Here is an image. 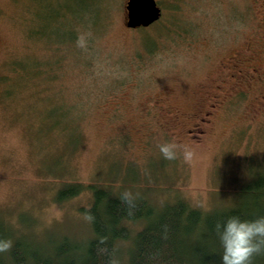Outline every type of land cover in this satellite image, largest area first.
<instances>
[{"label": "rangeland", "instance_id": "1", "mask_svg": "<svg viewBox=\"0 0 264 264\" xmlns=\"http://www.w3.org/2000/svg\"><path fill=\"white\" fill-rule=\"evenodd\" d=\"M155 1L160 21L179 22L186 33L166 37L158 21L148 30L128 28L126 0H0V222L20 237L35 243L89 235L79 210L89 206L90 192L57 201L70 182L131 191L155 207L180 198L210 209L231 203L248 173L264 167V0ZM76 3L108 8L82 64L73 49L49 44L52 53L27 36L37 16L50 12L63 13L60 26L68 30ZM145 33L161 39L160 48L137 65ZM16 56L63 59L54 71L60 77L2 100L1 77L13 79L8 64ZM236 61L247 68L231 79ZM95 71L97 83L86 75ZM57 84L62 100L49 96ZM111 89L115 97L97 92ZM55 109L70 110L72 132L52 129L46 115ZM174 137L196 149L190 161L162 156L159 144Z\"/></svg>", "mask_w": 264, "mask_h": 264}, {"label": "trees", "instance_id": "2", "mask_svg": "<svg viewBox=\"0 0 264 264\" xmlns=\"http://www.w3.org/2000/svg\"><path fill=\"white\" fill-rule=\"evenodd\" d=\"M70 13L73 22L69 31L64 29L59 21L65 18L64 14L50 12L48 15H38L37 21L33 20L34 24L29 26L27 36L35 39L34 42L60 46L63 52L64 49L68 52L73 49L76 63L82 64L90 49V53L93 54L92 43L99 35L101 25L107 20L108 8L91 9L85 4L76 3ZM49 20L59 26L51 27ZM157 23H162L159 24L162 25L160 32L166 37L171 36L173 32L182 35V31L186 33L187 30V27L181 26L179 22H175L176 27L172 26L171 21L169 24L159 19ZM156 26L158 27V24ZM178 27L182 30H177ZM148 28L138 27L142 30ZM81 32L89 34L87 45L89 49L76 46L77 35ZM146 34L148 33L141 36L140 48L134 53L137 65L154 56L160 48L161 39ZM55 35L57 41L54 40L55 37L52 38ZM71 44V48L67 47ZM52 47L49 45L48 49ZM52 60L24 61L21 56L12 59L8 66L13 79L1 77V83L5 85L1 92L2 100L18 98L28 89L27 87L34 88L35 82L40 79H44L43 83L57 81L60 75L55 80L54 71L61 66L63 59ZM99 73L100 71L88 72L86 75L92 74V82L97 83L100 79ZM57 86V89L53 88L54 92L49 91V96L62 100L64 96L59 97L58 92L62 86L59 87V84ZM113 91L106 90L105 93L97 90L106 97H115ZM76 101L80 103V100ZM68 111L70 110L55 109L46 115V119L53 122L52 129L72 132L75 122ZM248 178L236 188L231 203L215 204L210 209L193 206L180 198L161 207H155L145 199L134 197V205L130 207L121 200V193L110 192L101 184L84 185L80 182L64 184V187L56 192L58 202L74 198L84 190L90 192L89 206L81 207L79 210L85 219V212H91L94 217L91 221L86 219L89 235L80 240L61 235L57 239L48 238L44 242L33 243L27 237L17 235L15 227L1 221L0 238L12 239L13 246L7 251L0 252V264H109L110 259L117 256L124 258L125 262L122 264H220L222 248L215 231L216 222L231 215H238L242 219H254L264 215V167L254 170V173H248ZM135 224L139 226L133 227ZM119 245H123L122 254ZM251 264H264V252L254 254Z\"/></svg>", "mask_w": 264, "mask_h": 264}, {"label": "clouds", "instance_id": "3", "mask_svg": "<svg viewBox=\"0 0 264 264\" xmlns=\"http://www.w3.org/2000/svg\"><path fill=\"white\" fill-rule=\"evenodd\" d=\"M88 33L81 32L77 35L76 46L86 49ZM159 151L166 160H174L181 155L185 161H190L196 154V149L191 143L173 138L159 144ZM121 200L129 205H134V196L131 191L121 193ZM86 219H94L91 212L84 213ZM222 253L220 264H251L254 254L264 252V215L254 219H242L238 215H231L215 224ZM13 246L10 238H0V252L9 250ZM109 264H119L113 257Z\"/></svg>", "mask_w": 264, "mask_h": 264}, {"label": "water", "instance_id": "4", "mask_svg": "<svg viewBox=\"0 0 264 264\" xmlns=\"http://www.w3.org/2000/svg\"><path fill=\"white\" fill-rule=\"evenodd\" d=\"M126 26L128 28L148 27L161 17V8L155 0H126Z\"/></svg>", "mask_w": 264, "mask_h": 264}, {"label": "flooded vegetation", "instance_id": "5", "mask_svg": "<svg viewBox=\"0 0 264 264\" xmlns=\"http://www.w3.org/2000/svg\"><path fill=\"white\" fill-rule=\"evenodd\" d=\"M236 63L237 64H235V65L233 64L232 65L233 71L231 73H229V78H231V79H239V77L241 76V74L244 73V71H245L244 69L247 68L245 65H243L241 63L239 64L238 61H236ZM255 70L256 69H253V71H255ZM211 107H214V105H212ZM207 114H209V113H207ZM202 121H204V120L202 119Z\"/></svg>", "mask_w": 264, "mask_h": 264}]
</instances>
